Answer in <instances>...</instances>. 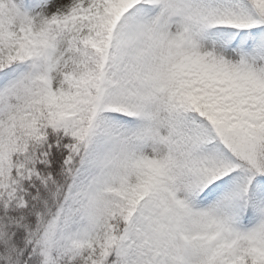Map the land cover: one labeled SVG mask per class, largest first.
<instances>
[{
  "label": "snow or ice",
  "instance_id": "6c2138e0",
  "mask_svg": "<svg viewBox=\"0 0 264 264\" xmlns=\"http://www.w3.org/2000/svg\"><path fill=\"white\" fill-rule=\"evenodd\" d=\"M0 264H264V0H0Z\"/></svg>",
  "mask_w": 264,
  "mask_h": 264
}]
</instances>
